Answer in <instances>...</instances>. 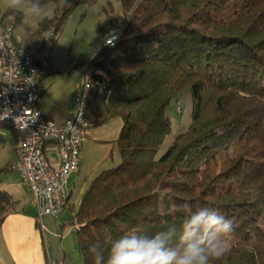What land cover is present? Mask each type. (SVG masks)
<instances>
[{"label":"trees","instance_id":"16d2710c","mask_svg":"<svg viewBox=\"0 0 264 264\" xmlns=\"http://www.w3.org/2000/svg\"><path fill=\"white\" fill-rule=\"evenodd\" d=\"M96 1L41 0L53 12L18 46L50 32L36 59L50 68L69 16ZM118 1L120 37L101 44L83 78L90 126L122 121L120 164L95 176L78 206L69 199L83 264H91L87 246L105 235L179 228L184 202L232 221V249L215 264H264V0ZM24 19L7 8L0 24L15 29ZM186 93L191 122L158 157L173 128L167 108ZM17 205L0 188V226Z\"/></svg>","mask_w":264,"mask_h":264},{"label":"rangeland","instance_id":"374dc122","mask_svg":"<svg viewBox=\"0 0 264 264\" xmlns=\"http://www.w3.org/2000/svg\"><path fill=\"white\" fill-rule=\"evenodd\" d=\"M7 8L6 0H0V16ZM45 9L51 15L53 5L48 4ZM38 20V17L25 15L22 25L14 29V36L19 45H23L28 35L37 28ZM115 25L120 28L124 25V14L118 0H97L92 6L80 5L69 16L50 51L52 63L50 68L45 64L42 66L45 91L40 101L43 106L55 109L59 112V116H64L66 107L69 105V97L73 90L77 91L80 87L88 62L103 43L104 33L111 31ZM52 67H55L57 72H53ZM167 114L173 122V128L159 150L158 157L166 152L178 134L188 128L192 118L191 94L186 93L179 101L171 102L167 108ZM56 120H59L58 117ZM121 125V119L116 118L103 126L87 128L81 147L80 168L72 173L68 180V186L72 189L70 204L78 206L92 179L102 170L120 164L121 157L115 141L119 136ZM12 161L13 166L9 168ZM17 161L18 154L15 149L13 131L1 125L0 188L10 191L17 199L18 205L27 204L28 207L36 209L37 206L35 207L32 203V193L22 181L15 165ZM43 218L45 222H48L45 232L50 238L52 263L83 264L74 226L69 225L73 220L72 211L67 207L60 215H46ZM60 222L66 224L64 231L60 227ZM63 246L66 247V251Z\"/></svg>","mask_w":264,"mask_h":264},{"label":"built area","instance_id":"2783aa9c","mask_svg":"<svg viewBox=\"0 0 264 264\" xmlns=\"http://www.w3.org/2000/svg\"><path fill=\"white\" fill-rule=\"evenodd\" d=\"M50 35L49 32L41 40L19 47L14 29L0 24V126L13 131L18 154L15 165L39 214L57 216L68 207V180L80 167L81 147L90 127L86 119L90 84L82 81L64 123L41 110L39 80L43 70L36 59ZM119 37L120 27L115 25L104 33L103 43L115 46Z\"/></svg>","mask_w":264,"mask_h":264},{"label":"clouds","instance_id":"9594fccd","mask_svg":"<svg viewBox=\"0 0 264 264\" xmlns=\"http://www.w3.org/2000/svg\"><path fill=\"white\" fill-rule=\"evenodd\" d=\"M67 0H59V7ZM11 10H23L26 16L46 19L50 12L41 0H6ZM183 220L153 235L127 231L105 235L87 246L91 264H215L232 249L233 224L218 210L188 202L177 206Z\"/></svg>","mask_w":264,"mask_h":264},{"label":"crops","instance_id":"0c3cea01","mask_svg":"<svg viewBox=\"0 0 264 264\" xmlns=\"http://www.w3.org/2000/svg\"><path fill=\"white\" fill-rule=\"evenodd\" d=\"M40 86L43 90L42 80ZM75 93L76 90H73L69 97V105L62 117L55 109L43 106L40 100L39 106L48 117L58 123H64L72 111ZM56 117L59 120H56ZM121 127L122 125L120 129ZM70 190L72 195V189L70 188ZM32 203L35 205L33 200ZM37 213L39 218L36 216ZM43 216L46 215H40L37 207L33 209L28 207L27 204L17 205L16 210L7 216L5 222L0 226V264H53L51 261L50 238L48 233L45 232L48 222L44 221ZM65 225L64 222H60L62 231H64ZM63 247L66 251V247Z\"/></svg>","mask_w":264,"mask_h":264}]
</instances>
